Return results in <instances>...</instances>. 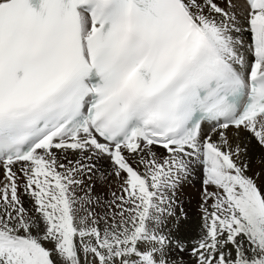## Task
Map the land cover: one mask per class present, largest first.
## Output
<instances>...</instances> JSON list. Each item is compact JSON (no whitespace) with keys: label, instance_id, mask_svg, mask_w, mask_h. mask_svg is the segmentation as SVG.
<instances>
[{"label":"snow or ice","instance_id":"1","mask_svg":"<svg viewBox=\"0 0 264 264\" xmlns=\"http://www.w3.org/2000/svg\"><path fill=\"white\" fill-rule=\"evenodd\" d=\"M251 141L264 0H0V264H264Z\"/></svg>","mask_w":264,"mask_h":264},{"label":"bare ground","instance_id":"2","mask_svg":"<svg viewBox=\"0 0 264 264\" xmlns=\"http://www.w3.org/2000/svg\"><path fill=\"white\" fill-rule=\"evenodd\" d=\"M229 136H231V132L229 133ZM241 139L243 140L244 137L242 136ZM248 151H249V155L253 159V163L251 165L252 170L248 172V175L252 176L253 172H260L259 161L261 158H264V149L258 148V145L255 143V141H251L250 143H248ZM69 158L71 159L72 157H69ZM0 179H2V175H0ZM202 179H203V174L201 173V169H199L192 176L191 183L185 186L183 192L181 193V194L189 193V197L191 198L190 200L183 199L181 201L183 202L184 210L187 212V215H188V219L185 222L189 223L190 225L194 227H198L200 224V213H198V206L195 202H193V200L196 198L197 195L200 196L199 192L202 187L201 185ZM257 183L260 185L261 190L264 191V174L260 175L259 179L257 180ZM108 184L116 185L115 178L109 177L105 185H108ZM22 199L24 200L25 205L29 206L30 197L22 195ZM180 199H182L181 196H180Z\"/></svg>","mask_w":264,"mask_h":264},{"label":"rangeland","instance_id":"3","mask_svg":"<svg viewBox=\"0 0 264 264\" xmlns=\"http://www.w3.org/2000/svg\"><path fill=\"white\" fill-rule=\"evenodd\" d=\"M258 148H260L259 146H258ZM201 173L203 174V172H202V169H201ZM108 185H112V187L113 188H115L116 187V185L115 184H108ZM108 185H104V190H105V192H107V190H108ZM101 191V189H100V187H99V185L97 186V188H96V192L97 193H99ZM201 191V190H200ZM199 195H200V192H199ZM181 197H182V199L181 200H190L191 198L189 197V193H183V194H181ZM110 198V197H109ZM196 200H198V201H196ZM193 202H195L196 204H197V206L199 205V203H200V196H196V198L193 200ZM104 208L103 207H97L96 208V211L98 212V213H100L101 215L103 214V212H104ZM198 213H200L199 212V209H198ZM184 225V226H183ZM182 225V227H186V228H189V229H191L192 230V233L194 234L195 233V229L197 228V227H194V226H192V225H190L189 223H186V222H184V224ZM189 227H188V226ZM49 247H50V245H48Z\"/></svg>","mask_w":264,"mask_h":264}]
</instances>
